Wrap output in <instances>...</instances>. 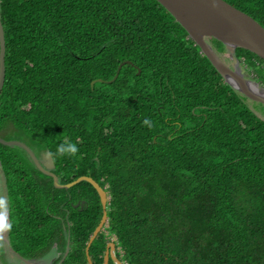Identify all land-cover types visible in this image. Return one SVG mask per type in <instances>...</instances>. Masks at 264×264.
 Segmentation results:
<instances>
[{"label": "trees", "instance_id": "trees-1", "mask_svg": "<svg viewBox=\"0 0 264 264\" xmlns=\"http://www.w3.org/2000/svg\"><path fill=\"white\" fill-rule=\"evenodd\" d=\"M224 1L264 28V0ZM0 22V128L35 151L77 145L52 172L104 189L123 264H264V121L156 0H0ZM234 57L264 88V61ZM0 167L12 249L38 258L55 244V263L88 264L95 189L55 188L18 146L0 144ZM107 241L91 242V264Z\"/></svg>", "mask_w": 264, "mask_h": 264}, {"label": "water", "instance_id": "water-1", "mask_svg": "<svg viewBox=\"0 0 264 264\" xmlns=\"http://www.w3.org/2000/svg\"><path fill=\"white\" fill-rule=\"evenodd\" d=\"M179 25L186 31L190 37L201 49L202 53L210 61L216 71L219 73L223 81L229 85L233 90L237 91L245 98L251 99L255 102L264 105V97L255 93L249 92L242 88L233 78V73L237 70L240 71L239 66L233 70L225 66L220 59L212 52V49L204 42L203 37L213 38L219 41L223 46L229 47L231 50L236 48L245 49L264 61V28L261 27L252 17L246 13L231 6L224 0H156ZM4 37L2 25L0 22V90L4 82ZM126 63V61H124ZM117 67L113 79L117 76L120 69ZM138 73V70H137ZM254 85L259 84L256 81L248 80ZM94 81L91 82L93 84ZM264 92V88L260 86ZM0 144L5 146H18L22 148L35 167L42 173L47 174L52 178V183L55 188H69L78 182H88L97 192L102 208L101 218L92 231L88 242L86 244L85 254L88 264H91L88 256V247L97 234L102 230L106 223V195L104 189L87 176H80L75 180L60 184L57 176L47 171L46 168H53L52 158L48 156V150H45V162L40 157L37 158L33 151L25 144L19 141H6L0 138ZM76 206V205H74ZM7 242V240H5ZM108 247L110 250L108 251ZM113 261V264H123L114 255V244L108 243L106 246V253L103 257V263L106 264L108 259Z\"/></svg>", "mask_w": 264, "mask_h": 264}, {"label": "rangeland", "instance_id": "rangeland-1", "mask_svg": "<svg viewBox=\"0 0 264 264\" xmlns=\"http://www.w3.org/2000/svg\"><path fill=\"white\" fill-rule=\"evenodd\" d=\"M208 38L203 37L204 42L212 49V51L215 53V55L220 59V61L225 66H227L228 68H230L232 70L234 68H236L237 66H239L240 72L243 74L244 79L255 81L252 70H249L247 68V65L242 60H239L237 62L234 59V56L232 54V50L229 47L224 46L226 48V51L224 53L223 52V50H224L223 46L219 48L214 43H212ZM195 45H197V44L195 43ZM213 45L217 48L218 52L214 49ZM199 50L201 51L200 48H199ZM257 87L260 88V85H258ZM244 102L251 112H253L258 118H260L261 120L264 121V105L263 104L255 102V101L248 99V98H245ZM1 173H0V241H1V239H7V241H8L7 228H8L9 221L7 220L8 216H7V212H6V209H7L6 203L8 202V200H7L6 192H5L4 185H3L4 179L2 178ZM106 200H107V198H106ZM103 232L100 231V233L104 234V237L108 241H114L115 240L114 236L107 234V232L104 230H103ZM8 243H9V241H8ZM12 251H13L12 247L10 245L8 246L5 243V241L2 240L0 242V259H2L3 261L5 260L4 261L5 263H8V264L11 263L12 264V262L9 261L13 257ZM0 264H3V263L0 261Z\"/></svg>", "mask_w": 264, "mask_h": 264}, {"label": "flooded vegetation", "instance_id": "flooded-vegetation-1", "mask_svg": "<svg viewBox=\"0 0 264 264\" xmlns=\"http://www.w3.org/2000/svg\"><path fill=\"white\" fill-rule=\"evenodd\" d=\"M210 41H211V38H208ZM212 42V41H211ZM213 43V42H212ZM214 46V45H213ZM217 46V45H216ZM223 48H224V50H223V52L225 53V51H226V48L223 46ZM222 48V49H223ZM214 49L217 51V48L214 46ZM218 52V51H217ZM234 52H235V50H232V54H233V56H234ZM234 59L238 62L239 60H237L235 57H234ZM0 138L2 139V140H6V141H19V142H21V143H23V144H25L27 147H29L24 141H22L21 139H19V136L15 133V131H14V129H13V127L12 126H9V127H7V128H0ZM30 148V147H29ZM22 149V148H21ZM31 149V148H30ZM32 151H33V153L35 154V156L37 157V158H41L42 160H44V162H45V157H43L44 155H45V150H33V149H31ZM29 157V156H28ZM30 159V158H29ZM31 160V159H30ZM32 162V161H31ZM33 163V162H32ZM34 165V164H33ZM35 166V165H34ZM36 168V167H35ZM37 169V168H36ZM44 169H46L47 171H50V172H52V170H53V168H44ZM37 171H39L40 173H42L40 170H38L37 169ZM2 172V170H1V167H0V173ZM53 173V172H52ZM43 175H46V176H48L47 174H45V173H42ZM1 175H2V178L4 179V177H3V173H1ZM57 179H58V182H59V178L57 177ZM3 185H4V181H3ZM5 187V186H4ZM5 189V188H4ZM105 192V191H104ZM106 195V194H105ZM106 198H107V196H106ZM106 202H107V200H106ZM74 205H76V206H74V207H77V206H79V209H81L82 208V206L84 205V200H79V201H77ZM6 207H7V203H6ZM6 212H7V209H6ZM104 227H105V225H104ZM104 227L102 228V230L101 231H103L104 230ZM5 241V240H7V239H1V241ZM0 241V242H1ZM110 242H112L113 244H114V242L113 241H107L106 242V244H105V248H104V250H103V256H102V259H103V257H104V255H105V253H106V246L108 245V243H110ZM5 243L9 246L10 244L8 243V241L6 242L5 241ZM56 245L55 244H53L52 245V248L46 253V255L45 256H41V257H38V258H25V257H23L20 253H18V252H16V251H14L13 249V257L9 260L10 262H12V264H59L60 263V261H59V263H55V261L57 260V259H60L59 257H60V252H58L57 250H56ZM110 250V247H108V251ZM117 253H118V249L117 248H115V246H114V255H115V257L118 259L119 257L117 256ZM118 260H120V259H118ZM0 261L3 263V264H8V263H5L2 259H0ZM103 263V262H102ZM113 264V261L109 258L108 259V261H107V263L106 264ZM11 264V263H10Z\"/></svg>", "mask_w": 264, "mask_h": 264}, {"label": "clouds", "instance_id": "clouds-1", "mask_svg": "<svg viewBox=\"0 0 264 264\" xmlns=\"http://www.w3.org/2000/svg\"><path fill=\"white\" fill-rule=\"evenodd\" d=\"M144 124L148 127H152V122L149 120H145ZM79 149L75 143L67 142V143H61L57 146L55 153H48L49 157L54 156H75L78 153Z\"/></svg>", "mask_w": 264, "mask_h": 264}, {"label": "bare ground", "instance_id": "bare-ground-1", "mask_svg": "<svg viewBox=\"0 0 264 264\" xmlns=\"http://www.w3.org/2000/svg\"><path fill=\"white\" fill-rule=\"evenodd\" d=\"M233 78L235 82L238 83L242 88L246 89L249 92H252L259 96L264 97V92L260 88H258L256 85H254L252 82H249L248 80L244 79L243 74L240 71L237 70L236 72H234Z\"/></svg>", "mask_w": 264, "mask_h": 264}]
</instances>
